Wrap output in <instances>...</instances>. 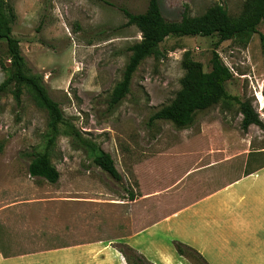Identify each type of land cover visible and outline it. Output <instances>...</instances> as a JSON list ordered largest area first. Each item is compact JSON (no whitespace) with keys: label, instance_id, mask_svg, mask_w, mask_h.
<instances>
[{"label":"rangeland","instance_id":"1","mask_svg":"<svg viewBox=\"0 0 264 264\" xmlns=\"http://www.w3.org/2000/svg\"><path fill=\"white\" fill-rule=\"evenodd\" d=\"M8 2L15 14L10 35L18 40L27 71L41 76L48 96L57 102L64 123L48 148L57 180L29 176L26 166L32 154L46 145V113L25 87L18 105L10 92L0 93L4 255L98 238L110 239L119 249L124 244L116 241L119 236L264 163V18L245 47L224 40L215 48L231 72L226 92L248 100L261 126L241 130L237 104L226 100L196 111L188 126L177 128L168 120L148 117L179 89L185 55L209 70L215 35L165 37L159 56L140 61L128 92L110 108L106 98L120 77L128 46L140 39L134 25L124 24L119 7L141 12L147 0ZM157 2L164 19L177 20L183 11L196 16L214 4L235 16L243 0ZM7 65L0 39V82ZM99 151L109 154L118 180L93 164L92 156ZM187 255L180 256L195 264Z\"/></svg>","mask_w":264,"mask_h":264},{"label":"trees","instance_id":"2","mask_svg":"<svg viewBox=\"0 0 264 264\" xmlns=\"http://www.w3.org/2000/svg\"><path fill=\"white\" fill-rule=\"evenodd\" d=\"M119 10L125 18L124 24H132L138 29L140 39L128 46L129 55L120 77L115 81L106 98L108 107L113 108L128 92L131 75L140 61L149 55L159 56V43L165 37L215 35L216 40L210 51L209 70H202L200 62L185 55L181 59L184 74L179 79V89L169 103L159 107L148 117L149 121L168 120L175 127L184 128L191 123L196 111L203 110L218 101L232 100L237 104L241 115L239 122L241 130H246L251 124L261 126L248 100H238L226 92L224 84L231 78V72L223 64L215 48L224 40H232L239 46L245 47L251 34L256 31L257 24L264 18V0H243L241 10L235 16L228 15L225 8L214 4L199 15L189 16L183 11L177 20H166L160 13L157 0H147L145 9L141 12H130L124 7H119ZM14 18L15 14L8 0H0V39L4 41L5 56L8 61V65L2 67L6 74L0 82V93L10 92L15 104L18 105L21 89L25 87L34 104L45 111L46 145L42 151L32 154L26 171L29 176L54 183L58 178V172L50 163L48 148L52 145L59 132L58 127L64 123V120L57 102L48 96L41 76L30 74L25 67L18 40L10 35ZM73 132L77 134L76 131ZM92 162L111 178L119 179V174L108 153L95 152ZM262 166L264 163L257 168ZM173 246L178 255L191 254L195 264H207L190 246L178 241H175ZM118 250L125 257L127 264H150L126 244H121Z\"/></svg>","mask_w":264,"mask_h":264},{"label":"crops","instance_id":"3","mask_svg":"<svg viewBox=\"0 0 264 264\" xmlns=\"http://www.w3.org/2000/svg\"><path fill=\"white\" fill-rule=\"evenodd\" d=\"M151 264H188L175 241L194 248L207 264H264V166L214 185L188 204L119 236ZM0 264H127L110 239H88L4 255Z\"/></svg>","mask_w":264,"mask_h":264}]
</instances>
